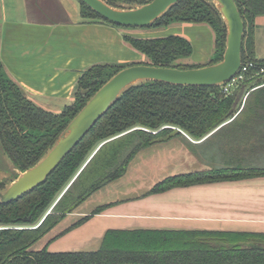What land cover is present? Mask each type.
<instances>
[{
  "label": "trees",
  "instance_id": "16d2710c",
  "mask_svg": "<svg viewBox=\"0 0 264 264\" xmlns=\"http://www.w3.org/2000/svg\"><path fill=\"white\" fill-rule=\"evenodd\" d=\"M106 1L113 5L133 6L152 0ZM235 1L246 26L243 63L253 61L256 65L237 88H243L244 95L249 92L245 104L243 97L239 99L238 95L226 94L222 86H182L152 80L131 87L44 183L12 202L0 203V264H264V233L256 232L110 229L97 251L52 252L48 246L31 249L93 192L123 176L140 150L169 140L178 135L179 130L197 140L203 139L234 117L239 109L251 112L264 125V72L260 71L264 68V58L257 56L255 37L256 19L264 16V0ZM79 2L82 22L123 27ZM182 22L208 24L215 41L214 55L206 65L222 59L226 27L219 11L209 0H180L149 27ZM123 38L148 58L140 64L178 68L205 65L186 66L178 62L193 53L192 43L180 35L142 38L125 34ZM125 67L91 66L77 81L76 100L57 112L30 97L22 85L9 76L0 59V143L15 166L22 171L34 166L90 97ZM108 70L110 72L106 75ZM83 90L87 93L84 94ZM226 172L241 173L237 174L238 177L261 176L264 167L243 172L216 167L210 171L174 175L157 183L151 192L222 180ZM86 173L92 178L82 186L83 192L75 193V199L63 204L72 185ZM0 185L4 186V182ZM100 210L97 208L94 213Z\"/></svg>",
  "mask_w": 264,
  "mask_h": 264
},
{
  "label": "crops",
  "instance_id": "0c3cea01",
  "mask_svg": "<svg viewBox=\"0 0 264 264\" xmlns=\"http://www.w3.org/2000/svg\"><path fill=\"white\" fill-rule=\"evenodd\" d=\"M45 1L24 0L26 12H29L30 4L38 9L49 8ZM52 1L56 9L67 8L70 18L65 20L66 24H37L26 13V18L20 20L3 19L2 16L0 28H4L5 37L10 34L11 39H4L0 31V59L4 63V48L12 41L9 48L10 52L16 50V57L12 54L10 69L14 68L22 87L37 98L36 102L46 107L58 105L56 99L70 100L82 70L90 63L117 55L122 60L129 59L122 57L124 53L140 58L142 53L124 40L125 33L146 37L140 30L132 32L104 23L82 22L67 6L73 5V0ZM21 2L12 0L13 10L19 6L22 9ZM260 28H264V16L256 19V31ZM15 35L20 39L18 42H14ZM58 45L68 57L65 55V61L57 64L52 53L58 55L55 50ZM102 54L104 58L100 59ZM35 77L45 81L43 87L32 82ZM248 95L249 92L246 97ZM58 106L61 108L62 105ZM179 131L169 140L140 150L123 176L93 192L68 213L40 239L37 250L48 246L52 252L97 251L110 229L264 233V175L248 177L242 174L238 177L237 174L241 173L226 172L222 180L151 192L157 183L174 175L210 171L216 167L242 172L264 167V125L261 119L239 109L234 117L203 139L197 140ZM97 208L101 210L94 213ZM55 244L60 245L52 248Z\"/></svg>",
  "mask_w": 264,
  "mask_h": 264
},
{
  "label": "water",
  "instance_id": "95a60500",
  "mask_svg": "<svg viewBox=\"0 0 264 264\" xmlns=\"http://www.w3.org/2000/svg\"><path fill=\"white\" fill-rule=\"evenodd\" d=\"M80 1L103 18L123 27H149L180 2L152 0L132 6L113 5L106 0ZM209 1L219 11L226 27L225 49L220 61L194 68L135 64L121 69L90 97L34 166L24 171L17 167L19 176L0 187V203L12 202L44 183L96 122L131 87L152 80L182 86H223L239 73L244 62L243 42L246 30L240 9L235 0ZM86 92L87 90H83V93ZM237 95L239 99L243 97V88L233 90L232 96Z\"/></svg>",
  "mask_w": 264,
  "mask_h": 264
},
{
  "label": "rangeland",
  "instance_id": "374dc122",
  "mask_svg": "<svg viewBox=\"0 0 264 264\" xmlns=\"http://www.w3.org/2000/svg\"><path fill=\"white\" fill-rule=\"evenodd\" d=\"M0 2H1V5H0V23H1L0 28L1 29H2V27H1L2 21L4 18H8V19L14 18V19L20 20V19L26 18V13L29 14V19H32V22L37 23V24H52V25H56L58 23L66 24L65 20L66 19L68 20L70 18V15H68V12H67V8L66 7H64V8L59 7L58 9L54 8V6L56 4L52 0H48V1L46 0L45 1L46 6L47 5L50 6L49 8L47 6V8L38 9V7L36 5L33 6V4H32V6H31V4H30L29 12H26V10H25L26 7L24 6V0H22V2H21V6H23V8L21 9L19 6V9H17V10H13L14 5L12 4V0H5V5H4V0H0ZM15 2H16V0H15ZM73 2H74L73 5L69 4L67 6L69 7V9L71 8L74 11V15L76 16L77 19L81 18V21H84L82 14H81V6H80L79 0H77V1L73 0ZM15 7H17L16 4H15ZM2 16H3V19H2ZM72 19H73V17H72ZM47 20L50 21V23H47ZM121 28H122V30H131L132 32L134 30L143 31L145 33L146 37H142V38H158V37H166L169 35H180V36L187 38L192 43V46L194 48V52L192 53V55L190 57L178 60L179 63H184V65H186V66H193V65L198 66V65H203V64L206 65L207 63H209L211 61V59L214 55V41H215L214 32H213L212 28L208 24H205V23L204 24H202V23L198 24V23L182 22V23H171L169 25L156 26V27H121ZM1 29H0V31H2V33L4 34V39L9 38L10 34L8 36L6 35V37H5L4 28H3V30H1ZM64 32H66V31H64ZM125 34H128V33H125ZM21 36H22V34H21ZM132 36H134V35H132ZM63 37H64V35H63ZM136 37H138V36H136ZM255 37H256L257 56L259 58H264V28L258 29L256 31ZM0 38L2 39V36H0ZM18 39H19V37L15 35V39H14L15 41L14 42H18ZM9 40H11V39L9 38ZM25 40H26V37H25ZM11 42H10V44H11ZM10 44H7L4 48V54H5V58L3 59V60H5L4 66H5V70L9 74V76L14 77L19 82L20 80L14 74V68L10 69V67H11L10 62H12V54H15V57H16V50H15V53H14V50H13V52H10V48H9ZM27 47H28V45H27ZM55 50H56V52H58V55L56 53H52V57L57 61V64L62 62V61H65L64 57H65V55L68 57V54L64 53L63 47L61 45H58L55 48ZM139 54H141V53H139ZM17 56H18V52H17ZM88 56L89 57L92 56L89 54V49H88ZM140 56L141 57L138 58L137 56H133L132 53L127 54V55L124 53L122 55V57L129 58V59L122 60V58L119 57V55H117L114 58H111V57L108 58V60H104V61L101 60L98 62H92L89 65H87V67L85 69L82 70L81 75L86 70H88L91 66L96 65V64H100V65L108 64V66H113V65L130 66V65L140 64L139 62H145L148 60V58L145 57L144 55L141 54ZM101 58H104L103 54L100 55V59ZM13 63H14V55H13ZM15 63H16V61H15ZM109 72H110V70H108V72H106L105 74L107 75ZM32 82L36 83L37 86L40 85V87H43L42 82L45 83V81H42L41 78H36V77L32 78ZM235 89H237V88H235ZM77 90H78V87H77V85H75L73 95H72V98L70 100H68V99H66V100L56 99L57 104L62 105L61 108L58 105H55L53 107H48V108H52V109L56 110L57 112H60L65 105L73 104V102L76 100L75 94H76ZM26 92H27V90H26ZM28 94L30 95V93H28ZM247 94L248 93H246V95H244V96L246 97ZM244 96L242 99L243 101L245 98ZM30 97H32L35 101H38L36 97H34L32 95H30ZM133 141H135V140H133ZM130 148H131V146L129 147V149ZM129 149L127 148V152L129 151ZM17 176H19V171H18L17 167L15 166L13 161L8 157V155L5 152L4 147L0 143V182H4L5 184H9L11 182V180L16 178ZM90 177L92 178V176L89 173H86V174L82 175L81 178H79L75 183H74V181H75L74 180L72 182V183H74V185H72L71 191L69 192L67 198L63 201V204H64V202H69V201L75 199L74 198L75 193L76 194L82 193L83 192L82 186ZM59 242H62V241H58V243ZM60 244H55L54 246H52V248H55V246H59ZM40 245H41V241L39 240L35 244L32 245L31 249L37 250L40 247Z\"/></svg>",
  "mask_w": 264,
  "mask_h": 264
},
{
  "label": "built area",
  "instance_id": "2783aa9c",
  "mask_svg": "<svg viewBox=\"0 0 264 264\" xmlns=\"http://www.w3.org/2000/svg\"><path fill=\"white\" fill-rule=\"evenodd\" d=\"M256 65L253 61L243 63L239 73H237L231 80H229L225 85L222 86L223 91L226 94L233 92L235 88H238L240 82L245 78V75ZM261 72H264V68L260 69ZM246 97L244 98L245 101Z\"/></svg>",
  "mask_w": 264,
  "mask_h": 264
},
{
  "label": "flooded vegetation",
  "instance_id": "af4514ba",
  "mask_svg": "<svg viewBox=\"0 0 264 264\" xmlns=\"http://www.w3.org/2000/svg\"><path fill=\"white\" fill-rule=\"evenodd\" d=\"M0 187H3V186L0 185Z\"/></svg>",
  "mask_w": 264,
  "mask_h": 264
}]
</instances>
